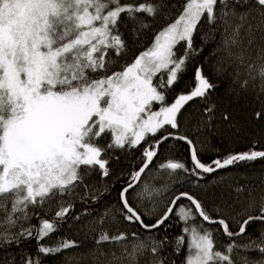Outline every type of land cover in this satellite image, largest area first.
<instances>
[{
  "label": "snow or ice",
  "instance_id": "6c2138e0",
  "mask_svg": "<svg viewBox=\"0 0 264 264\" xmlns=\"http://www.w3.org/2000/svg\"><path fill=\"white\" fill-rule=\"evenodd\" d=\"M175 9L173 0H0V264H17L9 249L32 240L36 252L20 253L19 264H42L43 257L87 248V241L100 264H177L181 252L182 264H264V188L257 198L255 186L225 185L226 173H220L264 162V150L254 141L205 163L203 145L181 131L185 106L197 101L206 106L193 131L223 135L215 123L217 105L209 103L218 84L196 61L210 44L205 59L214 57V74L228 78L225 95L238 97L255 81L257 98L264 95V0H183L172 19ZM161 17L168 22L151 45L111 71L118 63L113 57L129 51L121 28L138 40ZM192 62L195 86L168 103V90ZM253 118L264 122V101ZM219 119L239 131L227 109ZM102 137L106 146L98 143ZM171 140L188 146L190 165L174 159L153 164L161 144ZM142 144L140 167L121 188L119 207L93 216L103 192L88 178L93 172L110 177L105 153ZM184 182L203 189L215 216L204 200L173 190ZM162 197L164 212L146 222ZM237 205H243L242 218L227 216ZM171 218L182 228L170 240ZM121 222L125 230L109 227ZM65 226L83 231V238L53 241ZM252 226L261 229L258 235L248 231ZM159 232L164 235L157 239ZM221 236L227 238L222 249Z\"/></svg>",
  "mask_w": 264,
  "mask_h": 264
},
{
  "label": "trees",
  "instance_id": "16d2710c",
  "mask_svg": "<svg viewBox=\"0 0 264 264\" xmlns=\"http://www.w3.org/2000/svg\"><path fill=\"white\" fill-rule=\"evenodd\" d=\"M122 2H135L139 3L141 0H122ZM177 4V9L173 10L174 14L172 19L175 18V15L178 14L179 5L183 2V0H173ZM142 15V14H141ZM150 20V18H149ZM168 21L164 18H158L157 22L153 24L151 29L145 30V32L140 36L138 40H134L131 36V33L125 29L121 28V31L124 33V38L126 39L129 51L127 54L122 55L121 57H113L118 61L117 64L113 65L111 71H118L121 67L126 63H131L132 60L138 56L142 51L147 49L152 41L155 33ZM194 42L196 44H200L201 41L198 37L194 38ZM213 45H208L205 47L204 52L200 57L196 58V61L200 64H203L205 73L209 75L210 79L213 82L218 84V88L212 93L209 103H215L217 105V120L215 123L219 126L220 132L223 133L222 136H216L212 134L203 135L197 134L193 131L194 126L197 122L202 118L203 109L206 106L204 103L193 101L190 102L189 105L185 106L183 110V118L181 121L182 127L181 131L184 134L194 137L196 143L198 145H203V151L200 153V158L203 162H210L212 159L217 157H222L227 155L230 152H241L245 151L248 148L253 146V142L256 143V147L258 150H264V122L256 121L253 118V112L259 110L261 106V102L264 101V95L258 96V88L259 81H255L253 85L249 86V90L246 92H241L240 95L233 96L231 94L225 95L226 89L231 92V88L229 87L228 78L221 76L217 77L213 72V63L214 57L210 59H205L209 55V52ZM197 62L189 63L187 66L186 72L183 73L178 84L174 85L172 88L168 90V94L166 97V101L171 103L175 96L182 92H188L192 87L195 86V68L197 67ZM232 69L229 68V72ZM154 107H159L158 105ZM227 109L232 114V120L236 122L239 131L233 132L232 129L229 128L228 124L219 119L220 112ZM159 135V133H158ZM154 139V138H152ZM98 143H101L106 146L108 143L107 140H104L102 137ZM144 145L142 144L140 148L132 149L131 151H122L117 150L115 152L109 151L105 153V155L109 158L110 163L109 167L111 169V175L109 178H102L98 173L93 172L91 176L88 178V181L92 184L96 185L101 189L103 195L100 197V200L92 205L97 211L93 212V216L97 215L99 212L103 211L105 207H112L113 210L119 207V193L121 188L125 185V182L129 179V174L133 171V169H138L141 164V156H142V148ZM167 159L181 160L190 165L189 159V151L188 146L182 142L178 141H165L161 144L157 157L154 159L153 164H158L160 162H164ZM152 165H150V168ZM166 172V170H165ZM223 175L224 184H250L256 187V195L257 198L260 194V189L264 188V162L256 161L251 166H237L235 168L224 169L220 171ZM154 175V173H147V176ZM165 173H161L164 175ZM218 174L214 173L209 180L217 177ZM144 177L142 178V180ZM157 185L163 183V180L157 179ZM107 187V191H103V189ZM139 187V185L137 186ZM173 190L178 194L181 191L190 192L197 198L204 200L205 207L211 212L212 202L204 197L203 189L194 187L192 184L188 182H184L183 184H177L173 186ZM169 192L166 195H171ZM130 203L133 206H136L137 199L134 194L129 197ZM160 203L156 205V207L150 211V219L146 217V222L150 223L156 217H158L161 213L164 212L168 201L165 198H161ZM179 203H188L187 201H180ZM84 206L77 200L75 211L80 212ZM243 205H237L233 209H229L227 211V216L235 217L236 219L242 218L241 209ZM55 207H53V211ZM140 211H149L144 205H141L139 208ZM213 216L216 215L215 212H211ZM119 220V217H118ZM231 224V220H229ZM31 223L36 224L37 221L33 219ZM168 223V222H166ZM172 226L168 229V236L171 240L175 236L181 234L182 224L178 223L175 218H171ZM111 229H115L119 227L121 230H125L127 228L122 222L119 224H114L109 226ZM209 227H217L216 225H211ZM261 229L252 226L248 229L249 232H253L255 235L259 234ZM67 235L69 239H82L84 236L83 231H76L75 229L68 230L67 226H65L64 230L59 233L53 234V241L58 236ZM164 235L163 232H159L156 236L157 239L162 238ZM226 237H217V247L222 249V241H226ZM50 243L52 241H49ZM87 248L91 247V241H87ZM87 248L82 247L80 249H70L67 250V254L61 253L56 256H48L43 257L42 264H100L99 261L94 259L93 255L90 252H87ZM172 249L167 248L166 254L171 253ZM36 252V241L32 240L26 243H22L19 248L15 246L9 249V256H16L17 264H19V254H34ZM82 253H85L82 255ZM0 255H3L0 253ZM185 255L184 252H181L180 257H176L177 264H182V258ZM143 264V262H142Z\"/></svg>",
  "mask_w": 264,
  "mask_h": 264
},
{
  "label": "rangeland",
  "instance_id": "374dc122",
  "mask_svg": "<svg viewBox=\"0 0 264 264\" xmlns=\"http://www.w3.org/2000/svg\"><path fill=\"white\" fill-rule=\"evenodd\" d=\"M148 177H149V178H151V177H152V174H151V175H149ZM155 183L157 184V181H155Z\"/></svg>",
  "mask_w": 264,
  "mask_h": 264
},
{
  "label": "water",
  "instance_id": "95a60500",
  "mask_svg": "<svg viewBox=\"0 0 264 264\" xmlns=\"http://www.w3.org/2000/svg\"><path fill=\"white\" fill-rule=\"evenodd\" d=\"M222 170H224V169H222ZM221 171V170H220ZM143 178V177H142ZM184 201H186V200H184ZM179 203V202H178ZM206 223V222H205Z\"/></svg>",
  "mask_w": 264,
  "mask_h": 264
}]
</instances>
